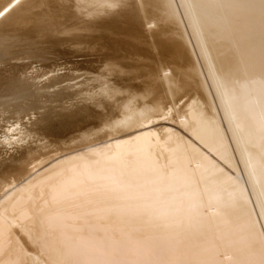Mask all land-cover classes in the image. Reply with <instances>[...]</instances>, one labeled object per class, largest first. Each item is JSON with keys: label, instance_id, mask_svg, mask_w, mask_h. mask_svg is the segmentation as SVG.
Listing matches in <instances>:
<instances>
[{"label": "bare ground", "instance_id": "bare-ground-1", "mask_svg": "<svg viewBox=\"0 0 264 264\" xmlns=\"http://www.w3.org/2000/svg\"><path fill=\"white\" fill-rule=\"evenodd\" d=\"M0 65V264H264V0H0Z\"/></svg>", "mask_w": 264, "mask_h": 264}, {"label": "rangeland", "instance_id": "rangeland-1", "mask_svg": "<svg viewBox=\"0 0 264 264\" xmlns=\"http://www.w3.org/2000/svg\"><path fill=\"white\" fill-rule=\"evenodd\" d=\"M116 38H118V37H116ZM49 58H55V59H57L58 58V60H59V63H62V62H64V59H63V61L62 60H60V58L62 57V56H60L58 53H55V52H53V53H50L49 55H47ZM60 57V58H59ZM78 60H80V59H78ZM60 61H62V62H60ZM13 62V61H12ZM22 62V61H21ZM36 65V64H35ZM3 66V65H2ZM0 68H3V67H1V65H0ZM169 74V73H168ZM49 107H55L56 105L54 104V105H51V104H47ZM56 111L58 112V111H60V108L58 109H56ZM93 122H91V123H89L87 126H85V128L86 127H88V126H90L91 124H92ZM163 123H166V124H169L168 122H162V124ZM161 125H159L158 127H160ZM82 129H77V130H74V131H71V132H69V133H65V134H61L59 137H57V138H52V141H53V143H56L57 141H58V143H66L67 142V138L69 137V135H71V134H76V133H79L80 131H81ZM62 138V139H61ZM61 139V140H60ZM20 144V145H19ZM18 145H16V146H2L5 150V153L6 154H8V155H13V154H16L17 152H19V151H21L23 148H26L27 146H28V140H26V141H24V142H22V143H19ZM29 144H31V143H29ZM21 149V150H20ZM17 150V151H16ZM9 156H7L6 158H8Z\"/></svg>", "mask_w": 264, "mask_h": 264}]
</instances>
